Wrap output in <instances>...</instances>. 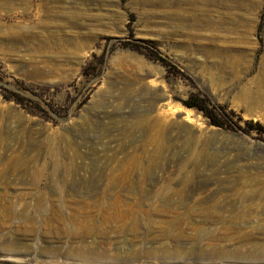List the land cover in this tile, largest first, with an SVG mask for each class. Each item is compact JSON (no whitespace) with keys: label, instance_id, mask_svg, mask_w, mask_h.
Here are the masks:
<instances>
[{"label":"rangeland","instance_id":"374dc122","mask_svg":"<svg viewBox=\"0 0 264 264\" xmlns=\"http://www.w3.org/2000/svg\"><path fill=\"white\" fill-rule=\"evenodd\" d=\"M263 60L264 0H0V195L127 177L74 197L153 222L116 264H264Z\"/></svg>","mask_w":264,"mask_h":264},{"label":"bare ground","instance_id":"6f19581e","mask_svg":"<svg viewBox=\"0 0 264 264\" xmlns=\"http://www.w3.org/2000/svg\"><path fill=\"white\" fill-rule=\"evenodd\" d=\"M261 71L258 84L264 85V60ZM48 178L47 185L65 195L58 193L61 196L56 200L39 192L33 194V203L20 198L15 200L16 197L9 194L0 195V264H35L42 257L51 258L53 264L122 262L128 257L118 252L112 254L108 246L110 235L130 227L153 224L144 213L131 220L127 211L116 210L118 208L103 200L101 203L74 198L84 194H107L109 191L101 188V181L107 180L110 186L117 187L119 181L127 177L114 175L104 180L97 176L79 180L75 177ZM34 181L37 185L41 180ZM58 186L64 189L70 186V189L61 190ZM19 202L24 203L21 209H18ZM204 256L201 253L191 260L198 261ZM181 259L186 261L184 257Z\"/></svg>","mask_w":264,"mask_h":264},{"label":"trees","instance_id":"16d2710c","mask_svg":"<svg viewBox=\"0 0 264 264\" xmlns=\"http://www.w3.org/2000/svg\"><path fill=\"white\" fill-rule=\"evenodd\" d=\"M160 59L166 62L163 57H160ZM184 103L188 107H195L202 111L211 120L212 124L221 127L224 126V121H222V119L219 117L218 113L214 109L208 106L207 100L205 98H202L197 94H192L187 100L184 101Z\"/></svg>","mask_w":264,"mask_h":264}]
</instances>
